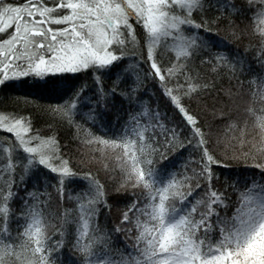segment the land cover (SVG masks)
<instances>
[{
  "label": "snow or ice",
  "instance_id": "snow-or-ice-1",
  "mask_svg": "<svg viewBox=\"0 0 264 264\" xmlns=\"http://www.w3.org/2000/svg\"><path fill=\"white\" fill-rule=\"evenodd\" d=\"M0 93V264H264V0H0Z\"/></svg>",
  "mask_w": 264,
  "mask_h": 264
},
{
  "label": "trees",
  "instance_id": "trees-1",
  "mask_svg": "<svg viewBox=\"0 0 264 264\" xmlns=\"http://www.w3.org/2000/svg\"><path fill=\"white\" fill-rule=\"evenodd\" d=\"M28 94L29 93L27 91H22L20 93H15V95H19V96H25V95H28ZM0 96H3V94L0 93ZM36 99H40V98L37 96ZM41 102H46V101H41ZM208 102L211 103V101H208ZM161 106H162V108L164 106L163 100H161ZM191 110L196 112L199 109H198V106L195 103H193L191 105ZM59 136H60V143H61V145L64 146L63 147V151L66 154L75 156L77 159H79L80 155H79V152H78V145L74 141H72L71 133L69 131H67V130H61L60 133H59Z\"/></svg>",
  "mask_w": 264,
  "mask_h": 264
}]
</instances>
